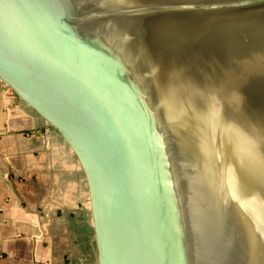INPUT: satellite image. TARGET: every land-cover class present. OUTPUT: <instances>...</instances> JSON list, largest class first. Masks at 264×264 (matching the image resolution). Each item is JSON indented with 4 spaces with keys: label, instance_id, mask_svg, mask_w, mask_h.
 <instances>
[{
    "label": "water",
    "instance_id": "1",
    "mask_svg": "<svg viewBox=\"0 0 264 264\" xmlns=\"http://www.w3.org/2000/svg\"><path fill=\"white\" fill-rule=\"evenodd\" d=\"M0 87L76 155L97 264H264V0H0Z\"/></svg>",
    "mask_w": 264,
    "mask_h": 264
},
{
    "label": "crops",
    "instance_id": "2",
    "mask_svg": "<svg viewBox=\"0 0 264 264\" xmlns=\"http://www.w3.org/2000/svg\"><path fill=\"white\" fill-rule=\"evenodd\" d=\"M0 87V264H97L76 155Z\"/></svg>",
    "mask_w": 264,
    "mask_h": 264
}]
</instances>
